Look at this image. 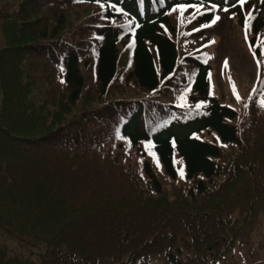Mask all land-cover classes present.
<instances>
[{"label": "trees", "instance_id": "trees-1", "mask_svg": "<svg viewBox=\"0 0 264 264\" xmlns=\"http://www.w3.org/2000/svg\"><path fill=\"white\" fill-rule=\"evenodd\" d=\"M239 1L13 0L0 231L31 258L0 246V264H218L245 242L264 215V68L238 111L203 60L179 56L173 28L179 8L206 9L192 24L208 25L215 9L240 18ZM253 1L249 48L264 36Z\"/></svg>", "mask_w": 264, "mask_h": 264}, {"label": "rangeland", "instance_id": "rangeland-1", "mask_svg": "<svg viewBox=\"0 0 264 264\" xmlns=\"http://www.w3.org/2000/svg\"><path fill=\"white\" fill-rule=\"evenodd\" d=\"M246 1L244 0L243 4L238 2L240 18L235 12L225 14L220 9H215L210 24L197 26L192 24L195 15L206 9L179 8L175 11L173 21L174 39L179 56L193 54L203 60L210 68V92L218 102L235 107L238 111L242 105L247 104L248 91L254 86L260 69L264 68L262 33L256 35L254 47L249 48L247 44L249 38L247 28L251 19L259 14H255L254 11L257 8L256 1L251 2L250 7L245 5ZM13 9V0H0V24L4 19H8L6 14L11 13ZM216 17L219 19L217 20ZM200 28L204 29V37L194 35ZM3 40L4 36L0 29V70H7L11 62L6 58L9 56L8 53H1L4 48ZM253 48L258 52L257 57H253ZM262 123L264 124V121ZM259 130L264 132L263 128ZM147 154L152 156L149 152ZM239 187L240 191L244 192L242 184ZM257 220V225L249 232L245 242L235 245L218 264H264V215L259 214ZM0 246L7 257L31 258L28 249L18 248L13 237L3 231H0ZM165 252L175 254L180 261L186 258L183 250L174 253L170 248ZM163 255L164 253L143 256L136 261V264H167Z\"/></svg>", "mask_w": 264, "mask_h": 264}, {"label": "snow or ice", "instance_id": "snow-or-ice-1", "mask_svg": "<svg viewBox=\"0 0 264 264\" xmlns=\"http://www.w3.org/2000/svg\"><path fill=\"white\" fill-rule=\"evenodd\" d=\"M240 2H241V4H243V3H244V0H240ZM216 19L218 20L219 17H216ZM214 22H215V21H213V23H214ZM237 99H239V97H237ZM261 106L264 107V103H262Z\"/></svg>", "mask_w": 264, "mask_h": 264}]
</instances>
